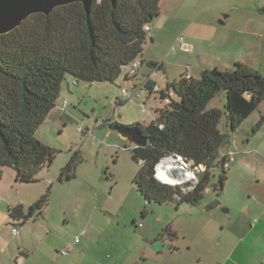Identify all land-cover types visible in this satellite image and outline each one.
<instances>
[{"label":"trees","instance_id":"1","mask_svg":"<svg viewBox=\"0 0 264 264\" xmlns=\"http://www.w3.org/2000/svg\"><path fill=\"white\" fill-rule=\"evenodd\" d=\"M160 3L94 0L88 14L77 2L50 15L35 14L16 30L0 36V182L5 168L14 170L17 183L38 182V175L52 166L59 151L42 142L37 133L57 107L67 78L76 83H115L131 62L141 58L147 39L145 28L160 16ZM147 88L151 90L150 85ZM158 94L164 106L157 109L155 120L147 128L140 123L132 125L142 131L148 144L128 148L140 166L133 183L146 204L143 218L152 204L177 208L200 204L216 168L222 171L218 190L224 191L227 154L220 156L219 150L264 101V76L238 62L228 70L205 69L198 79H187L184 74ZM219 94L225 96L224 107L209 110L208 105ZM246 94L252 99H246ZM223 118L225 133L220 129ZM263 121L264 117L253 133ZM171 156L189 163L196 179L176 185L158 180L157 165ZM82 163L77 151L59 180L74 179ZM49 198L47 192L28 214L21 206L11 208V225L24 226L42 212ZM166 234L172 235L169 228L164 230Z\"/></svg>","mask_w":264,"mask_h":264},{"label":"rangeland","instance_id":"2","mask_svg":"<svg viewBox=\"0 0 264 264\" xmlns=\"http://www.w3.org/2000/svg\"><path fill=\"white\" fill-rule=\"evenodd\" d=\"M225 1V2H224ZM217 0L209 9L208 12H201L206 5L205 0H186L182 2L180 9L189 11L195 9V18L191 20L200 25L197 31V37L194 38L210 39L212 29L205 28L203 25L208 24L209 19L225 10L230 11L233 16L229 19L228 24H219L220 29L228 28L231 23L242 24L243 20L239 19L244 9L242 1L239 0ZM232 2V3H231ZM226 9H218V8ZM260 12L264 14V6ZM223 10V11H222ZM257 10V9H256ZM229 15L230 13H224ZM199 34V35H198ZM184 35V34H183ZM185 36V35H184ZM186 38V36H185ZM195 39V40H197ZM187 40V39H186ZM195 43V42H194ZM205 44V42L203 43ZM205 56L213 60L214 55L206 52ZM226 51V50H225ZM227 51L224 53L226 55ZM195 54H184V59L196 57ZM179 61H183V57H179ZM125 70L121 77L115 83H86L79 82V86H75L78 92L74 96H69L70 113L73 119L67 121V124L62 122L48 123L37 133V137L45 144L59 151L54 163L51 167L46 168L38 175V183L21 185L17 187V191L12 192L10 198L16 197L24 202V212L28 214L29 205L40 200L47 192H49V202L46 207V216H37L41 220V224L51 227L52 232L49 235L43 233V230L33 223L19 229V233L14 235L12 226H5L0 229V264H21L23 251L33 252L36 263L34 264H51V259L55 256V246L64 243L66 248L73 246L77 250L82 245L91 246L99 245L101 247H110L111 236L115 232L121 233L128 237L125 232L141 231L139 224L146 222L153 223L157 220V213L164 212L169 215L171 221L177 222V225L184 230L192 233H201L207 229L220 231L222 228L221 220L213 222L207 228L209 217L214 215L229 216L224 209H229L225 204L220 205L207 213L204 209L210 203L218 200L221 203H230L235 210L239 208L238 202L243 203L248 200L249 193L255 190L243 188L247 185L253 176L248 170H243L239 164L241 156L236 152V148L232 146L230 150L235 153L237 162L231 164V169L237 167L229 182L225 185L224 191L219 192V177L221 169L213 170L212 180L207 187L204 200L196 205H182L177 209L176 206L165 205L158 207L149 205L147 210L150 216L145 221H141L140 212L137 214L138 228L132 226L131 217L138 212L140 202L133 186V181L139 172V164L132 159L131 151L128 150L131 145L123 138L116 130L111 129L114 126H127L134 123H141L147 128L155 117L156 111L164 106L159 94H150L148 89L142 90V98L136 100H128L122 96V89H126L131 96L134 87L129 83H124ZM180 75H178L179 77ZM66 86V82L63 84ZM65 89V88H64ZM219 94L209 105L208 109L223 108V96ZM146 104L147 113H142L141 106ZM115 120L118 125L109 126L106 121ZM100 122L101 126L95 127L96 123ZM83 125L84 129L92 130L93 132L84 137L78 132V128ZM220 129L223 133L227 132L226 119L223 118ZM231 136V143L240 146L238 135ZM230 142V139H229ZM228 144L219 150L220 156L230 152ZM80 151L83 157V163L79 166L77 176L72 180H59L61 171L70 161L71 157ZM165 160V159H164ZM220 161V159H218ZM4 184L8 185L9 179L13 175L11 169H6ZM194 177L189 181L194 180ZM188 181V182H189ZM187 182V181H186ZM176 185V184H170ZM243 192V195H242ZM254 194V193H253ZM244 196V199H241ZM247 203V202H246ZM155 208V209H154ZM154 213L151 214V210ZM35 216L32 218L34 219ZM37 218V219H38ZM128 221V228L124 225ZM242 220V219H241ZM224 221V220H223ZM121 223L118 227L117 224ZM154 224V223H153ZM241 230L249 231L250 224L246 221H241ZM127 230V231H126ZM87 233V235H86ZM201 236V234H200ZM79 238L80 242L75 244V240ZM30 247L31 249H26ZM64 250V249H63ZM67 250V249H65ZM65 256V255H64ZM67 256V255H66ZM34 261V260H32Z\"/></svg>","mask_w":264,"mask_h":264},{"label":"crops","instance_id":"3","mask_svg":"<svg viewBox=\"0 0 264 264\" xmlns=\"http://www.w3.org/2000/svg\"><path fill=\"white\" fill-rule=\"evenodd\" d=\"M183 1L186 0H161L160 16L150 24V30L147 32L144 52L140 58L142 67L137 77L128 80L125 78L123 84L129 83L131 87H136L143 85L147 79H151V84L157 85L162 90L167 85L177 82L187 72L190 73L192 78L198 79L205 69H213V64H211L213 60L208 56L204 57L205 50L203 49L205 47L208 49L206 52L214 55V68L228 70L233 68L235 63L241 62L264 76V14L258 10L264 6V0H239L242 1L243 8L241 9L244 10L237 16L243 20V23L235 25L231 23L226 29L217 27L219 24L217 21L224 18V13H230V16L228 15L224 19V24H228L233 14L225 10V12H220L214 16L213 9L211 11L213 16L209 19L208 24L203 25L205 28L212 29L211 40L194 38V35L197 37L200 25L196 24L195 21L191 22L195 18V9L190 11L189 9H180ZM205 1H207L206 5L208 6L203 7L204 9L201 12L210 11L209 8L217 2V0ZM218 9L226 8L221 7ZM183 34L192 45L191 52H185L181 49L178 37ZM204 42L205 44H203ZM173 46H175V50H171ZM225 50L227 51L226 55H224ZM195 53L196 57L184 59V54L191 55ZM179 57H183V61H179ZM151 63L160 66L155 67ZM126 74L127 71L125 77ZM178 75L180 76L178 77ZM79 85L71 77L67 78L66 86H63L57 107L50 113L41 128L48 123L58 124L62 122L66 125L67 121L73 119L70 113V105L72 104L69 102L68 95L74 96L78 92L74 87ZM149 93L151 95L155 94L151 93L150 90ZM221 96H223L224 107L225 96ZM125 99L128 100V98ZM65 102L68 103L66 111L62 109ZM214 108L216 107L214 106ZM263 117L264 101L242 124L239 132L232 134V136L238 135L241 141L240 146L231 143V136L229 138L228 149L230 150L232 146L236 148V152L242 157L239 164L244 171L248 170L253 176L252 180H249L243 188L255 191L254 194L249 193L247 201L243 200L242 203L239 200L237 210L230 203L221 204L229 207L228 211L223 210L229 216L214 215V217H209L207 228H210L211 225L209 224L213 222L214 218V222L220 220L223 222L220 231L214 230L213 232L212 229H207L197 234L188 232L179 227L177 222L171 221L168 214L158 212L154 224L151 222H146L143 225L139 224L142 228L141 231L126 230L125 234H128V237L122 235V240L119 236L121 233L119 231L115 232L111 236L110 247L92 244L91 246L82 245V247L75 250L73 246L69 247L72 244L66 248L64 243H61L55 246V256L51 259V264H264V121L261 128L253 133L254 126ZM112 121L115 122V120ZM115 123L114 125H118L117 122ZM141 125L144 127L143 124ZM99 126H101V123L97 122L95 127ZM127 126L132 127V125ZM89 131L92 133L93 129H86L83 134L84 137L89 135ZM230 152L232 151L230 150ZM6 169L11 168L4 169L3 178L0 182V229L5 226L14 228L16 225H11L9 210L21 206L24 211L25 207L21 199L10 198V196L12 192L17 191L18 186L27 184L17 183L15 172L11 169L13 175L10 179L8 175V185H5ZM236 169L237 167L229 170L227 183ZM133 186L141 207L131 217L132 226L137 229L139 226L137 214L140 212L141 221H145L150 213L148 211L144 218L141 216L146 204L134 183ZM241 199H244V196H241ZM32 205H29V207ZM154 209L151 210V214L154 213ZM45 210L46 207L37 216H46ZM37 218L35 216L34 219H30L24 226L18 228L23 230L24 227L33 223L34 226L42 229L43 233L49 235L52 232L51 227L41 224V220ZM241 219L250 224L249 231L238 228ZM129 220L127 218V222H124L126 223L125 228H128L127 223ZM117 226L120 227L121 223L119 222ZM168 228L171 230L172 235H164V230ZM25 248L31 249L30 247ZM63 249H67L69 255H62ZM22 257L24 261L21 260V264L36 263L33 252L23 251Z\"/></svg>","mask_w":264,"mask_h":264},{"label":"water","instance_id":"4","mask_svg":"<svg viewBox=\"0 0 264 264\" xmlns=\"http://www.w3.org/2000/svg\"><path fill=\"white\" fill-rule=\"evenodd\" d=\"M111 1L113 3L116 2V0ZM77 2L82 3L89 14L94 0H0V36L16 30L29 17L35 14L50 15L59 7ZM227 17L228 15H225L219 23L224 24V19ZM245 97L248 100L252 99L251 94H246ZM111 129L116 130L131 146L145 147L148 144L147 137L142 134V131L138 127L114 126ZM169 158L174 160L177 168L166 169V173L173 178L180 179L182 183L189 180V175L193 173V170L188 167L186 161L180 156H171L165 159ZM158 165L156 170L158 169ZM221 204V201L216 200L207 205L204 212L207 213L216 209ZM223 210L228 211L227 209Z\"/></svg>","mask_w":264,"mask_h":264},{"label":"built area","instance_id":"5","mask_svg":"<svg viewBox=\"0 0 264 264\" xmlns=\"http://www.w3.org/2000/svg\"><path fill=\"white\" fill-rule=\"evenodd\" d=\"M145 29L148 32L150 30V27L147 26ZM178 41H179V43L181 45V49L183 51H185V52H191L192 51V49H193L192 45L186 40V38L183 35H180L178 37ZM171 50H175V46H173ZM141 67H142V61H141L140 58H137L133 62H131L130 65L126 68V71H127L126 76H127V78L128 79H134L135 77H137ZM186 78L187 79H191L192 78L189 72L186 73ZM151 83H152L151 79H147L146 82L143 85L134 87V91L131 93V96H130V93L126 89H122V95H123L124 98H129L130 97L129 98L130 100L142 98V90L144 88L148 89L147 87H149V85L151 86V90H150L151 93H159L161 91V89L157 85H152ZM67 107H68V103L65 102L62 109L66 111ZM141 111L144 114L147 113L146 104H143L141 106ZM78 132L81 133V134L85 133V129H84L83 125H81L78 128ZM88 133L90 134L91 131H89ZM226 156H227V162L225 163V168L227 169V168H230L231 164L233 162H235L236 159H235V153H233V152L227 153ZM187 165H188L189 168L192 169V167H191V165L189 163H187ZM192 170H193L192 175L194 177L195 171H194V169H192ZM156 178L158 180H160L162 183H164V181L158 176L157 170H156ZM195 179H196V177H195ZM189 180H187V182ZM181 183H178V184H181ZM184 183H186V182H184ZM165 184H167V183H165ZM13 233H14V235H17L19 233V230H18L17 227L13 228ZM79 242H80V239L77 238L75 240V244H77ZM61 253H62V255H65V256L69 255L68 250H64Z\"/></svg>","mask_w":264,"mask_h":264},{"label":"bare ground","instance_id":"6","mask_svg":"<svg viewBox=\"0 0 264 264\" xmlns=\"http://www.w3.org/2000/svg\"><path fill=\"white\" fill-rule=\"evenodd\" d=\"M177 168L176 164H174V160L172 158L165 159L162 162L159 163L157 173L158 176L164 181V183L167 184H178L181 183L182 181L180 179L173 178L169 176L166 173V169H173ZM193 175H189V179H191Z\"/></svg>","mask_w":264,"mask_h":264}]
</instances>
